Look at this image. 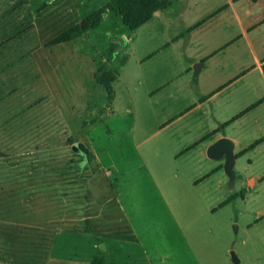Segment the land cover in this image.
<instances>
[{
    "label": "rangeland",
    "instance_id": "374dc122",
    "mask_svg": "<svg viewBox=\"0 0 264 264\" xmlns=\"http://www.w3.org/2000/svg\"><path fill=\"white\" fill-rule=\"evenodd\" d=\"M1 1L0 264H264V180L218 191L195 180L217 160L189 148L193 136L169 121L179 108L149 94L154 60L135 58L155 39L142 32L118 73L126 42L111 39L122 22L110 0H50L48 15L22 11L29 25L10 34L17 0ZM100 8L96 28L51 43ZM31 45L30 71L12 51ZM103 64L119 74L112 99L93 77Z\"/></svg>",
    "mask_w": 264,
    "mask_h": 264
},
{
    "label": "crops",
    "instance_id": "0c3cea01",
    "mask_svg": "<svg viewBox=\"0 0 264 264\" xmlns=\"http://www.w3.org/2000/svg\"><path fill=\"white\" fill-rule=\"evenodd\" d=\"M18 1L10 6L13 16L5 20L9 21L7 29H11L6 34L19 24L28 23L30 17L19 18L22 11L36 10V15L41 12L46 16L50 10V0ZM170 1L167 8L154 11L148 21L134 30L120 23L122 28L118 27L119 33L111 38L121 35L126 42L121 50L124 62L117 72L136 54L135 41L142 32L155 39L154 52L145 46L147 50L135 58L139 65L147 58L154 60L158 75L149 94H154L159 105L179 108L170 124L182 134L193 136L189 148L198 146L202 159H212L206 155L211 143L221 137L229 138L233 142L234 164L238 163L231 183L238 181L241 187H255L264 180V0ZM48 20L49 17L42 24ZM1 37L2 34L0 41ZM110 40L108 45L113 43ZM28 42L32 44L33 40ZM22 49L26 52L12 51L13 60L26 56L31 71V61L39 52L35 53L32 45L28 50ZM195 64H200L196 71ZM192 77L195 84L190 81ZM7 82L5 85L9 86ZM222 164L221 160L208 164L195 180L214 182L218 191L222 184L230 183Z\"/></svg>",
    "mask_w": 264,
    "mask_h": 264
},
{
    "label": "trees",
    "instance_id": "16d2710c",
    "mask_svg": "<svg viewBox=\"0 0 264 264\" xmlns=\"http://www.w3.org/2000/svg\"><path fill=\"white\" fill-rule=\"evenodd\" d=\"M170 4V0H110L106 9L115 11L122 24L125 25L128 30H134L144 22L148 21L152 17L154 11L163 10ZM104 9L105 8L97 9L85 17L81 22L70 25L64 31L57 34L51 40V43L56 44L71 41L83 33L96 28L100 22ZM109 52L108 60L111 62L117 55L115 53L118 52L117 44L111 43ZM120 62H124V57L121 58ZM93 76L95 82L104 88L107 93V98L112 99V82L116 79V77L106 69V64H103L100 68H98ZM234 196L235 195H231L220 202L218 207L230 202Z\"/></svg>",
    "mask_w": 264,
    "mask_h": 264
},
{
    "label": "water",
    "instance_id": "95a60500",
    "mask_svg": "<svg viewBox=\"0 0 264 264\" xmlns=\"http://www.w3.org/2000/svg\"><path fill=\"white\" fill-rule=\"evenodd\" d=\"M200 64L193 66L194 71L197 70ZM206 155L209 158L223 161L222 167L225 174L228 177L229 182H233L235 179V171L233 169L235 163V154L233 152V142L226 137H221L211 143L206 149ZM234 227H237L234 225ZM232 260L237 263L239 259L235 256L234 252H231Z\"/></svg>",
    "mask_w": 264,
    "mask_h": 264
}]
</instances>
